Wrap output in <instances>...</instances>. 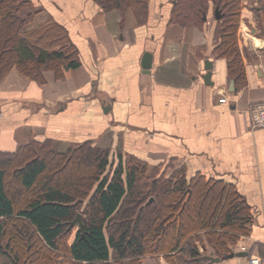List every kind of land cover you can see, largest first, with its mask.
I'll use <instances>...</instances> for the list:
<instances>
[{
	"label": "crops",
	"instance_id": "1",
	"mask_svg": "<svg viewBox=\"0 0 264 264\" xmlns=\"http://www.w3.org/2000/svg\"><path fill=\"white\" fill-rule=\"evenodd\" d=\"M31 2L66 30L81 65L60 78L46 71L44 83L17 68L0 80V152L47 140L59 152L89 143L144 161L157 178L183 170L189 180L225 183L251 212L249 232L229 247L233 256L217 251L203 230L192 235L199 252L193 258L165 249L117 259L110 248L109 260L99 264H248L251 257L264 264V128L253 129L249 114L252 104L264 102V32L248 6L239 33L247 83L231 92L228 61L214 55L213 6L204 24L182 26L171 22L172 0H147L141 16L132 8L105 11L96 0ZM146 54L150 71L143 68ZM208 61L212 84L204 79ZM69 230V251H55V264H89L70 252L80 226ZM8 263L0 252V264Z\"/></svg>",
	"mask_w": 264,
	"mask_h": 264
},
{
	"label": "trees",
	"instance_id": "2",
	"mask_svg": "<svg viewBox=\"0 0 264 264\" xmlns=\"http://www.w3.org/2000/svg\"><path fill=\"white\" fill-rule=\"evenodd\" d=\"M96 1L105 11L132 8L137 16L147 11V0ZM256 1L264 6V0ZM172 2L171 22L182 26L204 24L211 6L221 11L214 55L228 61L234 86H244L247 76L238 40L243 0ZM33 7L31 0H0V80L17 68L44 83L46 71L54 70L60 78L63 70L81 65L66 30L54 22L35 24L38 12ZM108 165V152L89 143L59 152L47 140L0 152V252L10 264H55V251L69 249L71 222L88 197L84 230L78 231L70 252L89 264L108 261L110 248L117 259L165 249L193 258L199 252L192 235L203 230L225 256L232 253L229 247L237 234L249 232L250 209L225 183L203 176L189 180L183 170L169 180L157 178L144 161H126L120 155L113 172L103 176ZM55 169L62 174L56 180L50 175ZM24 193L31 198L19 208Z\"/></svg>",
	"mask_w": 264,
	"mask_h": 264
},
{
	"label": "rangeland",
	"instance_id": "3",
	"mask_svg": "<svg viewBox=\"0 0 264 264\" xmlns=\"http://www.w3.org/2000/svg\"><path fill=\"white\" fill-rule=\"evenodd\" d=\"M247 7L250 9V11H252V22H254L255 25H259L262 29H264V6L260 5V3H258L256 0H243V8ZM263 7V8H262ZM37 11V10H36ZM211 12V9L209 10ZM212 18L215 15V9L213 8L212 10ZM243 11V9H242ZM210 13L208 12V15ZM207 15V16H208ZM211 16V14H210ZM241 20H242V13H241ZM241 20H240V26L241 27ZM42 22L41 24H45L46 22H49V19L44 15V14H35V23L37 22ZM240 33V28H239V32ZM216 37V34H215ZM238 40H239V35H238ZM241 51V50H240ZM242 54V53H241ZM243 57V56H242ZM104 151V150H103ZM108 152L109 155V165L107 167V170L105 171V174H103V176H106L107 174H110L113 172L114 168L117 166L118 164V156H110V152ZM124 160H128V157H125ZM66 166V165H65ZM67 168V166H66ZM84 170L88 171L87 168H84ZM52 176V179L56 180L57 178H59L60 176H62L61 174V169L60 171H57V169L54 170V172L52 174H50ZM146 177L145 179L143 178L141 183L146 182ZM38 192V189L37 191ZM31 198V196H27L24 193V196L20 198V204H19V208H23L25 206V203L27 200H29ZM90 201V197H88L87 199L84 200L83 202V206H82V210H79V213L83 214V211L86 210V208L88 207Z\"/></svg>",
	"mask_w": 264,
	"mask_h": 264
},
{
	"label": "water",
	"instance_id": "4",
	"mask_svg": "<svg viewBox=\"0 0 264 264\" xmlns=\"http://www.w3.org/2000/svg\"><path fill=\"white\" fill-rule=\"evenodd\" d=\"M223 17L221 11L217 8L215 10V18L216 20H220L221 18ZM207 17H205L206 19ZM152 57H151V54H146L145 57H144V60H143V68L146 70V71H150L151 67H152ZM206 69H207V74L204 76V79H205V82L206 84H212L211 82V74H212V69H213V63L211 61H208L206 63ZM235 90V87H234V82L231 80V87H230V91L233 92ZM79 225L81 230L83 231L84 230V225H83V222H82V214L79 213L77 215V218L72 222L71 226H75V225ZM235 255L234 253H231L230 256H233ZM242 256H246L247 254H240ZM209 260L211 262H218L220 261V258H213V257H209Z\"/></svg>",
	"mask_w": 264,
	"mask_h": 264
},
{
	"label": "built area",
	"instance_id": "5",
	"mask_svg": "<svg viewBox=\"0 0 264 264\" xmlns=\"http://www.w3.org/2000/svg\"><path fill=\"white\" fill-rule=\"evenodd\" d=\"M225 98L221 99V102H225ZM249 114L251 118V124L253 129L264 128V102H258L252 104L249 108ZM241 250L246 251V247H242ZM248 264H263L262 259L259 257H251Z\"/></svg>",
	"mask_w": 264,
	"mask_h": 264
}]
</instances>
